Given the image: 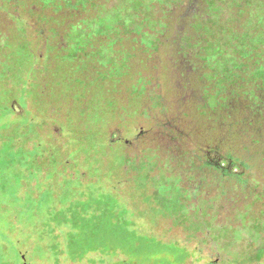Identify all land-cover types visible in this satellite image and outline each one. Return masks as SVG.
Returning <instances> with one entry per match:
<instances>
[{
	"label": "rangeland",
	"instance_id": "obj_1",
	"mask_svg": "<svg viewBox=\"0 0 264 264\" xmlns=\"http://www.w3.org/2000/svg\"><path fill=\"white\" fill-rule=\"evenodd\" d=\"M255 93L264 0H0V264H264ZM187 106L251 167L173 158Z\"/></svg>",
	"mask_w": 264,
	"mask_h": 264
},
{
	"label": "trees",
	"instance_id": "obj_2",
	"mask_svg": "<svg viewBox=\"0 0 264 264\" xmlns=\"http://www.w3.org/2000/svg\"><path fill=\"white\" fill-rule=\"evenodd\" d=\"M187 32L189 33L188 29L186 30L185 33H187ZM179 61L180 62L184 61L185 65L188 67L190 72L192 71L189 68L188 61L185 58H183V56H180ZM12 67L13 68L15 67V64L13 62H11V69H12ZM202 79H203V77H200V76H199V78H195V81L197 82L196 86L200 84L199 89L204 87V85H207L206 79H203V80ZM201 98L203 99V102L202 103L196 102V103L199 105H204V106L207 105V102L205 101V99L202 95V92H201ZM248 100L250 102L245 101L246 104H248V105L250 103H256V104L262 105V104H264V95L260 94V93H255L254 96L252 97V101L250 99H248ZM10 102L11 101H9V102L7 101V104H6L8 107H10L9 109H11ZM228 103H230L229 108L234 110V111H232V113H234L236 109L238 110V114L234 115V116H237V118L234 121V124L236 125L235 127L238 128V134L239 133L245 134V132H247V131L249 132V130H250L249 127H251V126L253 127L255 125V122H252L253 121L252 117H255L253 114L254 113L253 110L250 107H245V109L249 110L250 114L252 113L251 115H253V116L248 115V118H241L242 120H239L240 122L244 121L245 124L247 123V120H249L247 123L249 127L244 126V127H246V130L243 132L242 127H239V125H238V116H239L238 106L240 107L242 105L238 104V101L237 102L229 101ZM234 105L235 106L237 105V107H233ZM188 106H187V108L190 111H192V113H193L192 114V127H194L193 130H190L191 131L190 134L192 135V141L191 142H192V144H194L193 149L191 151L188 150V151H185L183 153L178 152V149L181 146L178 145L177 142H181L182 141L181 138H183V137L185 138L186 136H184L180 132H176L174 127H169V125H166L165 127H163L164 129L161 132L162 135H164L166 138H169L170 141H167V142H172L173 144L176 143L174 145V148L171 145H169L170 146L169 148L172 149L169 152V154L174 152L176 149H177L176 152L179 153V154H177V156L175 155V157H173V158H176L182 162L187 161V160L179 159L182 156H185L186 159H192L193 161L190 160V162H193V164H192L193 166L192 165L190 166L191 167L190 172H194L193 169L204 170L203 168L207 167L208 168L207 171L210 173V177L213 178L214 180H215L216 176L224 178V176H228V175L232 174L230 171L232 166H233L234 170L236 168L239 169L240 167L241 168L251 167L250 165L246 164V162L242 161V159H241L242 156L245 155V153L242 154V151H243L242 148H247V146H249V144H252L251 140L248 141L249 144H245L244 141L242 144H238V148H236L232 142H230V143L224 142V144H227L226 148H224V149H227V150L223 151L222 150V148H223L222 144L223 143L220 142V139L216 138V136H217L216 134L219 131L222 132V129L224 127H226V124L229 123L226 121V118L229 114L225 118H221L220 121L215 126H211V125H209V123L208 124L205 123V121L207 122V120L203 119L199 115L198 111H196V110L193 111V110H191V107H188ZM190 114H191V112H190ZM249 116H250V118H249ZM196 119L198 120V123H197ZM250 119H252V120H250ZM249 122H251L253 125H249ZM205 126H207V127L204 129ZM200 127H203V130H201ZM193 131H195V132H193ZM253 131L255 133L257 132L255 128L253 129ZM257 134L262 135V131L259 133L257 132ZM215 140L217 141V144L214 143ZM240 145H242V148ZM233 149H235V150L233 151ZM236 151H238V156L235 154ZM189 152H191L190 155L187 154ZM197 162L200 165H197L198 164ZM201 173H202V175H205L207 172L201 171ZM241 174H242V172L239 173V170H238L237 176L239 177L240 180H242V182H245V180L243 179V176L240 177ZM233 175H236V173L234 172Z\"/></svg>",
	"mask_w": 264,
	"mask_h": 264
}]
</instances>
